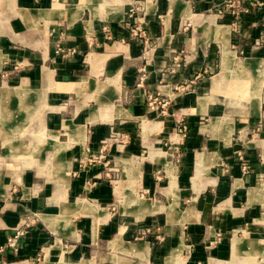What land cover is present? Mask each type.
<instances>
[{
    "label": "crops",
    "instance_id": "crops-1",
    "mask_svg": "<svg viewBox=\"0 0 264 264\" xmlns=\"http://www.w3.org/2000/svg\"><path fill=\"white\" fill-rule=\"evenodd\" d=\"M138 1L0 0V264H264V12Z\"/></svg>",
    "mask_w": 264,
    "mask_h": 264
},
{
    "label": "rangeland",
    "instance_id": "rangeland-1",
    "mask_svg": "<svg viewBox=\"0 0 264 264\" xmlns=\"http://www.w3.org/2000/svg\"><path fill=\"white\" fill-rule=\"evenodd\" d=\"M132 1H138V0H132ZM242 1L244 0H224L223 1V8L225 11L229 12L231 15L235 17L236 24L241 20L242 16L250 14L252 11H254L256 14L258 12H264V0H248L246 4H243ZM140 3V2H139ZM138 3V4H139ZM128 14V13H127ZM264 14L262 13V16L260 17L263 19L262 28L261 31L256 39L252 42V45H250V48L256 49L264 46ZM240 58H244V56H239ZM106 142L103 143L105 145ZM95 162H103V169L104 174L107 171V167H109V164L106 159L105 151L99 152L96 156L91 158ZM103 171V170H102ZM215 236H222L220 232H216ZM222 238V237H221Z\"/></svg>",
    "mask_w": 264,
    "mask_h": 264
},
{
    "label": "built area",
    "instance_id": "built-area-1",
    "mask_svg": "<svg viewBox=\"0 0 264 264\" xmlns=\"http://www.w3.org/2000/svg\"><path fill=\"white\" fill-rule=\"evenodd\" d=\"M135 3H139V1H133ZM127 13L129 14V16H131L133 14V9H129L127 11ZM163 107L165 106V104H162ZM162 114H166L165 111H162ZM24 225L27 226V222L26 221H23L22 222V225L21 226H16L14 227V231H13V234L10 235L8 238H7V245L9 247H11L12 249L16 250L17 249V241L18 239L23 236V234L25 233V230H24ZM221 236H217L214 238L213 241H211V244H214V243H217L221 240Z\"/></svg>",
    "mask_w": 264,
    "mask_h": 264
}]
</instances>
